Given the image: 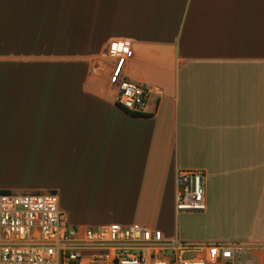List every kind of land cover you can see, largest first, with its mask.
Returning <instances> with one entry per match:
<instances>
[{"label": "crops", "instance_id": "crops-1", "mask_svg": "<svg viewBox=\"0 0 264 264\" xmlns=\"http://www.w3.org/2000/svg\"><path fill=\"white\" fill-rule=\"evenodd\" d=\"M120 42L125 75L160 91L151 115L115 104ZM197 169L191 235L175 177ZM0 191L52 192L80 229L264 244V0H0Z\"/></svg>", "mask_w": 264, "mask_h": 264}, {"label": "built area", "instance_id": "built-area-1", "mask_svg": "<svg viewBox=\"0 0 264 264\" xmlns=\"http://www.w3.org/2000/svg\"><path fill=\"white\" fill-rule=\"evenodd\" d=\"M112 52L115 104L130 115L153 114L149 108L159 89L125 75L128 43ZM174 209L205 211L204 171L176 172ZM0 264H264V244L190 243L137 223L80 229L67 223L56 194L11 191L0 193Z\"/></svg>", "mask_w": 264, "mask_h": 264}, {"label": "rangeland", "instance_id": "rangeland-1", "mask_svg": "<svg viewBox=\"0 0 264 264\" xmlns=\"http://www.w3.org/2000/svg\"><path fill=\"white\" fill-rule=\"evenodd\" d=\"M198 221L199 219H197V217L193 213H180L179 215L176 216V218H174V223H173L174 230L179 228V230L185 234H187L188 232H190L191 235L199 234L200 233L199 230H194V228L192 229V227L195 226V224ZM196 226H198V224H196ZM245 255L246 253L242 252L238 257L239 259H243Z\"/></svg>", "mask_w": 264, "mask_h": 264}, {"label": "trees", "instance_id": "trees-1", "mask_svg": "<svg viewBox=\"0 0 264 264\" xmlns=\"http://www.w3.org/2000/svg\"><path fill=\"white\" fill-rule=\"evenodd\" d=\"M141 116H143V115H141ZM6 192H8V191H0V193H6Z\"/></svg>", "mask_w": 264, "mask_h": 264}]
</instances>
